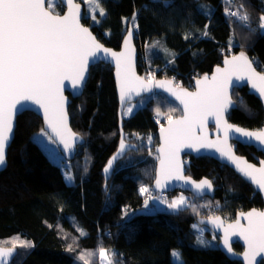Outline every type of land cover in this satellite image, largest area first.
Masks as SVG:
<instances>
[{"label": "trees", "instance_id": "1", "mask_svg": "<svg viewBox=\"0 0 264 264\" xmlns=\"http://www.w3.org/2000/svg\"><path fill=\"white\" fill-rule=\"evenodd\" d=\"M79 1L85 14V4ZM200 1L208 7L199 10ZM241 3L254 31L224 15V0H101L106 15L100 17L97 12L100 22L84 14L81 21L102 43L118 48L135 14L132 26L138 73L147 79L149 74L152 79L169 78L188 88L198 76L211 73L224 56L241 51L255 59L258 70H264V35L257 27L264 0H234L232 10ZM63 9L58 3L50 10L61 13ZM205 25L208 36L202 35ZM154 39H162L174 56L149 62L144 45ZM232 98H243L250 111L237 105L228 112V121L259 129L264 123L259 99L246 87L234 88ZM140 99L142 104L130 116L122 114L127 150L106 176V160L116 150L120 136L118 101L112 68L103 63L89 68L82 95L68 105L70 125L84 138L70 161L71 184L32 139L42 129L41 119L31 111L17 116L7 166L0 172V245L17 248L11 264H84L78 259L80 254L95 252L100 246L120 254L121 264H175L173 249L179 250L183 264H241L229 260L215 243L195 245L196 219L221 214L231 220L237 211L261 208L260 195L228 166L206 156H189L186 173L195 179H211L214 196L190 194L178 211L146 208L149 196H158L151 189L157 129L181 110L162 93ZM234 149L252 161L263 157L253 147L236 143ZM142 185L149 188L148 193L141 194ZM174 193L177 191L165 197ZM78 229L87 235L81 236ZM205 232L212 234L206 227ZM25 242L34 247H21ZM69 245L75 250L68 251ZM232 246L235 251L242 249L239 243ZM85 260L99 264L98 255H85Z\"/></svg>", "mask_w": 264, "mask_h": 264}, {"label": "snow or ice", "instance_id": "2", "mask_svg": "<svg viewBox=\"0 0 264 264\" xmlns=\"http://www.w3.org/2000/svg\"><path fill=\"white\" fill-rule=\"evenodd\" d=\"M83 2L93 22H100L97 19V12L100 17L106 15V10L101 6V0H83ZM46 3L50 9L54 0H0V167L6 164V150L12 138L15 118L24 109L26 101H33L40 109H43L45 123L61 138L64 148L69 150L72 147L69 140L74 143L77 134L68 128L66 100L63 96L64 82L71 81L73 89L82 86L90 60L95 59L101 53L105 56L110 55L115 60L122 101L133 91L137 94L139 90L149 91L153 84L151 74L147 80L136 76L130 50L126 54L105 48L92 35L89 28L81 24L79 4H73V0H67L69 7L67 14L53 15L52 11L46 9ZM224 3L226 5L225 16L235 18L253 30L250 27V14L245 10L243 3L239 4L235 10H232L234 0H224ZM132 20L135 22V14ZM258 20L257 27L264 32V13L259 16ZM206 29L207 25L202 33L204 36H208ZM132 35V31H129L128 36L125 37L126 47ZM188 38L186 35L185 39ZM254 63V58L250 59L244 51H241L239 55L232 56L230 60L225 59V66L217 67L210 79L207 75L198 79L196 81L197 91L176 92L171 87L167 88L180 100L184 115L176 120L169 117V127L161 128V138L164 143L157 149L162 153V157H158L160 169L155 180V187L165 186L161 177L164 180L190 179L180 174L181 163L178 154L181 147H194L197 150L215 149L222 160L233 165L244 178L256 185L260 192H264V160L259 161V167L248 163L243 157L235 155L234 146L227 143L228 139L234 136L237 143H242L246 147L254 146L264 151V127L250 131L230 124L224 118L225 113L237 105L250 111L243 98L233 101L229 93L234 83L233 77L237 81L246 80L251 84L252 89L264 102V70L257 71L260 65L256 64L254 67ZM166 84H171V81H156L159 87H165ZM132 111L133 108L129 107L126 114ZM157 111L159 114V110ZM208 116L215 117L217 128L224 132L223 140L209 141L206 136H196L197 127L199 126L203 131ZM41 134L49 135L44 129H41ZM49 139H51L50 136ZM147 139L151 142V135ZM124 148L125 143L122 138L120 151L122 152ZM111 165L112 160H109L108 167L104 169L106 173ZM65 176L68 180L73 179L70 173H65ZM193 183L200 191L212 189V182L207 179ZM140 192L141 194L148 193L149 188L142 185ZM149 199L159 200L160 197L149 196ZM185 203V198L181 196L168 203V208L178 211ZM147 206L148 200L145 201V207ZM240 215L247 220V225H241L239 220L229 223L224 228L223 248L228 254L235 255L231 246V238L239 235L246 245L245 251L241 254L246 264H264V211L252 209ZM212 222L223 227L220 217H215ZM78 231L81 236L87 235L83 229H78ZM197 243L207 246L210 242L198 236ZM20 246L34 247V244L25 242ZM14 250V248H0V264H7ZM67 250L74 251L75 249L69 245ZM85 255L89 257L98 255L99 264H121L120 254L103 246L95 252L80 254L78 259L88 264ZM171 256L175 264H183L181 253L178 250L173 249Z\"/></svg>", "mask_w": 264, "mask_h": 264}, {"label": "water", "instance_id": "3", "mask_svg": "<svg viewBox=\"0 0 264 264\" xmlns=\"http://www.w3.org/2000/svg\"><path fill=\"white\" fill-rule=\"evenodd\" d=\"M59 1H60L61 5L64 8L63 11L61 13L52 12V14L53 15H65V14H67V12L69 11V7L67 5V0H59ZM73 4H79L80 5L81 17H83V14H84V5H83V3L81 1H79V0H73ZM45 7H46V9H48L46 4H45ZM48 10H50V9H48ZM81 20H82V18H81ZM81 24L84 27L89 28V26L83 24L82 21H81ZM89 30L91 31L92 35L96 37V35L92 32V30L90 28H89ZM129 31H132L133 35H132V37H131V39L129 41L128 46L126 47L125 43H124V40H125V37L128 36V32ZM259 32H260L261 35H264V32H262L261 30H259ZM134 35H135V31H134L133 26H132V18H131L129 23H128V25H127V29H126L124 35L122 36V39H121V42H120V45H119L118 48H113V47L107 46L104 43H102L97 37H96V39L105 48L111 49L113 52H116V53L125 52L126 54H128L129 50H130V55H131V58H132L133 70H134L136 76L142 77L145 80H147V78H145L142 75H140L138 73V71H137V56H138V52H137L136 46L134 44ZM234 55H239V53H235V54H230V55L224 56L222 58L221 62L217 66H215L213 68L211 73L204 74V75H201V76H198L197 78H195L193 80L192 87H188L187 88V87H181V86L175 85L173 80H171L169 78H157V79H152L153 80V84H152L151 89L149 91L139 90V94H137L136 91H133L128 97H126V99L124 101H122L121 97H120V90H119V87H118V81H117V76H116V63H115V60L110 55L109 56H105L103 53H101L95 59L90 60V63H89L88 68H87V72L85 74V80H84L82 86H80V87H78L76 89H73L71 87V81H65L64 82L63 96L65 97V100H66L65 108H66V111H67V114H68L67 124H68V128H70L73 133L77 134L74 143H72V140H69V143L72 144V147L69 150H66L64 148V144H63V142H61V138L59 136H57L56 133L53 132L52 129L50 127H48V125L45 123L44 116H43V109H40L39 106L36 105L33 101L24 102V109L19 114H21L24 111H31V112L35 113L42 121V129H44L49 134V136L55 142L57 148L59 149V151L61 152L63 157L66 160L71 161L74 158L75 154H76L77 146L84 143V138L80 134L76 133L72 129L71 125H70V116H69V113H68V105L72 102V99L77 98V97L82 95V93L84 91V87H85L86 81H87V78H88L89 68L92 65L97 64V63L108 64L112 68V76H113V80H114V88H115V92H116V95H117V101H118L117 117H118L119 133H120L118 146H117L116 150L106 160V164H105L104 169L106 167H108L109 160H112V165L109 168V171L107 173L103 169L104 174L106 176H108V175H110L112 173V171L115 168L116 163L121 159L122 155L127 150V145L125 144L124 150L122 152L120 151L121 139L124 136V131L122 129V124H123L122 113H123V109H124V107H125V105L127 103L134 102L138 98L143 97V96H151L154 93H162L169 100H172L173 102H175L179 106V108L181 110V113L179 115H176V116L172 117V119L173 120L180 119L184 115L183 105L180 103V100H178L171 92H169L167 90V88L171 87L176 92H180L182 90H187L189 92H195V91H197L196 81L198 79H202L205 75H207L209 77V79H210L212 74L215 72L216 68L217 67L223 68L225 66L224 65V60L225 59H229L230 60L231 57L234 56ZM253 66L255 67V65H253ZM257 71H260V70L257 69ZM156 81H163V82L171 81V84H166L165 87H159V86L156 85ZM233 81H234L233 86L230 87V89H229V93H230L231 97H232V91H233L234 88L240 89V88L246 87L249 94H252V95L256 96L259 99V101H260V103L262 105V108L264 110V102L261 101V99L259 98L258 94H256L255 91L252 89L251 84H249L246 80L237 81L235 79V77H233ZM233 101H234V99H233ZM234 108L235 107H231L229 109V111L234 109ZM228 112L225 113V117H224L227 121H228V119H227ZM17 116H16V118H17ZM16 118H15L12 138H11L10 143H9V145L7 147V150H6V164L4 166L0 167V172L3 171L6 168V166H7V152H8V148H9V146H10L12 140H13V137H14V130H15V126H16ZM228 122L230 124L237 125V124H235L233 122H230V121H228ZM237 126L246 128V127L241 126V125H237ZM168 127H169V120L166 121L164 124L160 125V127L157 129V141H158V143H157V145L154 148V152L157 155V160L155 162L154 176H153V179H152V182H151V189L153 191H155V192H166V193H172V192H175V191H185V192H188V193L192 194L193 196H195L197 198L204 197V196L212 198L214 196V192H215L213 183H212V189L210 191L207 190V189H205L204 191H200V190H198L195 187V184L193 183V182L199 183L201 180H204V179H207V180L211 181V179H209L206 176H203L201 178L195 179V178H193L192 176H190V175H188L186 173V162H185L186 158H188L189 156H192L194 158L199 157V156H206V157L212 158L213 160H215L216 162H218L220 164L228 166L231 170H233L234 173H236L238 176H240L245 182L250 184L252 186V188L254 189V191L257 192L260 195V197L262 199V203H263V206L261 208H251V209L244 210V211L243 210L237 211L235 213V215H234V218L231 219V220L225 219L221 214H217V215L209 216V217H197V219H196L197 223L199 225H203V226L207 227L215 235V237L217 239V247H218V249L229 260H238V261L241 262V264H246V262L243 259V256L241 255L246 249V245H245V242H244L242 237H240L239 235H235V236H233L231 238V246L234 243H239L240 246L242 247L241 251H235L233 249V246H232L233 252L236 253L235 255L228 254L225 251V249L223 248L222 240H223V236H224V228L227 227V225L229 223H234L236 220H239V223L241 225L246 226L247 225V220L244 219L240 215L241 213L250 212L252 209H256L258 211H264V192H260L257 189V186L252 184L248 179L244 178L236 170V168L233 165L229 164L225 160H222L219 157V154L216 152L215 149H213V148H202V149L197 150L194 147H181L180 150H179V154H178V158H179V161L181 163V172H180V174L183 177L190 178V179L185 180V179H175V178H173V179H169V180H164L163 177H161L162 182H163V184L165 186L164 187H160V188L155 187V180L157 178V174H158L159 169H160V160L158 159V157H162V153L158 152L157 149L162 147L163 143H164L162 138H161V128L167 129ZM262 127H264V123H263V125L260 128H262ZM246 129H248L250 131L259 130V129H250V128H246ZM196 136H198V137L206 136L209 141H215L217 139L223 140L224 139V132L217 128L216 123H215V117L208 116L207 120H206V122H205V124L203 126V131L200 130L199 126L197 127ZM65 138L67 139V137H65ZM227 143L234 146V144L237 143V141H236L235 137L233 136V137H230L228 139ZM237 144H241V145L245 146L242 143H237ZM221 147H223V145H221ZM253 148H254V150L256 152H259V153H261L264 156V151L258 150L254 146H253ZM234 152H235V155L243 157L248 163L255 164L257 167L260 166L259 161L260 160H264V158L257 156L256 160L252 161V160H249L246 156L238 154L235 151V149H234ZM113 157H115L114 160H113ZM152 211H154V210H152ZM215 217H220L221 218V220L223 221V227H220L217 224H214L212 222V219H214ZM0 248H4V249L14 248L15 249L13 255L10 258H8V261H7V264H11L14 256L17 253V248L14 247V246H3V245H0Z\"/></svg>", "mask_w": 264, "mask_h": 264}, {"label": "rangeland", "instance_id": "4", "mask_svg": "<svg viewBox=\"0 0 264 264\" xmlns=\"http://www.w3.org/2000/svg\"><path fill=\"white\" fill-rule=\"evenodd\" d=\"M58 3H60L59 0H54L52 8H54L55 5H57ZM46 6L48 7L47 3H46ZM197 7H198L199 10H203V9H206V7H208V5H206L205 3L200 1V2H198ZM52 8H50V9L52 10ZM84 15L87 16V17L90 16V14H87L86 8H85V14ZM144 49H145L146 57L148 58L149 62H152V60L155 57H159V58H162L164 60H168L174 54V51L172 49L168 48L164 44L162 39H154L153 41L145 43ZM141 102H142V100L140 98H138L134 102L127 103L125 105L124 109H123V113H122L123 116L124 117L130 116L142 104ZM129 107H132L133 111L130 114H126L127 113V109ZM32 139L37 143V145L43 151V153L46 155V157L51 162H53L54 164L58 165V167L60 168V170L62 172V175H63V178L66 181V183L71 184L73 179L72 180H68V179H66V176H65V173H70L71 176H72V169H71L70 161L66 160L63 157V155L61 154V152L57 148V146H56L55 142L52 140V138L49 139V135L48 136L42 135L41 134V130H39L38 132L33 134ZM152 145H154V143L151 140V146ZM156 157H157V155H156ZM185 161H187V158L185 159ZM181 196L185 198V201H187V199L190 198V193L185 192V191H177V193H174L171 196H167L165 198H160L159 200H150V201H148V206L147 207H152V208H157V209H162V210L175 211L173 209L168 208V203H171L172 200L178 199ZM153 197H158V196L154 195ZM165 201H167V202H165ZM195 228L197 230V237L200 236L204 240L210 242L207 246H213L214 243L217 245V239L215 237V240H213V237L215 235L211 231L210 232L212 234H209V236H207V233L205 232V227L204 226L195 224ZM195 245H199V244L196 242ZM199 246H201V245H199ZM176 250H178V249H176ZM171 259L174 262L172 256H171ZM181 259H182V257H181Z\"/></svg>", "mask_w": 264, "mask_h": 264}, {"label": "built area", "instance_id": "5", "mask_svg": "<svg viewBox=\"0 0 264 264\" xmlns=\"http://www.w3.org/2000/svg\"><path fill=\"white\" fill-rule=\"evenodd\" d=\"M177 84H179V82H176ZM158 196L161 198H164L166 196V193L160 192L158 193Z\"/></svg>", "mask_w": 264, "mask_h": 264}, {"label": "flooded vegetation", "instance_id": "6", "mask_svg": "<svg viewBox=\"0 0 264 264\" xmlns=\"http://www.w3.org/2000/svg\"><path fill=\"white\" fill-rule=\"evenodd\" d=\"M262 158H264V156H263ZM241 250H242V249H241ZM241 250H240V251H241Z\"/></svg>", "mask_w": 264, "mask_h": 264}]
</instances>
